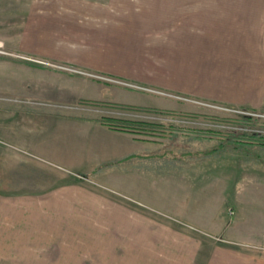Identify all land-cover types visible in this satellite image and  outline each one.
<instances>
[{"label": "rangeland", "instance_id": "obj_1", "mask_svg": "<svg viewBox=\"0 0 264 264\" xmlns=\"http://www.w3.org/2000/svg\"><path fill=\"white\" fill-rule=\"evenodd\" d=\"M0 41L4 60L129 89L157 125L139 128L151 151L136 163L150 208L118 228L32 218L31 194L68 174L1 153L0 264H264V0H0Z\"/></svg>", "mask_w": 264, "mask_h": 264}, {"label": "crops", "instance_id": "obj_2", "mask_svg": "<svg viewBox=\"0 0 264 264\" xmlns=\"http://www.w3.org/2000/svg\"><path fill=\"white\" fill-rule=\"evenodd\" d=\"M241 28V34L250 38L263 32L262 26ZM4 57H0V154L19 157V162L24 156L36 171L51 167L68 174L60 186L31 194L32 203L40 205L37 211L33 207L31 217L107 220L110 228H118L119 221L128 225L145 218L143 209L151 205L144 196L150 171L136 163L148 158L151 148L131 124L141 118L135 117L130 90L72 75L67 68ZM113 94L114 99H102ZM75 99L97 101L100 106H74ZM11 161H5L7 171ZM194 167L199 166L192 165L191 170ZM220 172L210 178L223 179Z\"/></svg>", "mask_w": 264, "mask_h": 264}, {"label": "trees", "instance_id": "obj_3", "mask_svg": "<svg viewBox=\"0 0 264 264\" xmlns=\"http://www.w3.org/2000/svg\"><path fill=\"white\" fill-rule=\"evenodd\" d=\"M112 121H118L119 122L120 120H112ZM131 124L134 125L135 128H138V129L140 127L143 128V126H145L144 129H147V128L152 129L153 127L157 126L155 123H150V122H146V121H138V120L133 121ZM230 141H234V140L231 139ZM240 142L242 143L243 146L246 145L245 141L242 140ZM261 144H262V142H261ZM262 145H264V144H262Z\"/></svg>", "mask_w": 264, "mask_h": 264}, {"label": "built area", "instance_id": "obj_4", "mask_svg": "<svg viewBox=\"0 0 264 264\" xmlns=\"http://www.w3.org/2000/svg\"><path fill=\"white\" fill-rule=\"evenodd\" d=\"M6 54H10L9 52H7L5 49H4V44L2 41H0V56L2 55H6ZM25 59H29V60H32V61H39L41 63H44V64H50L49 62H46V61H40L38 59H35V58H31V57H26V56H21Z\"/></svg>", "mask_w": 264, "mask_h": 264}]
</instances>
